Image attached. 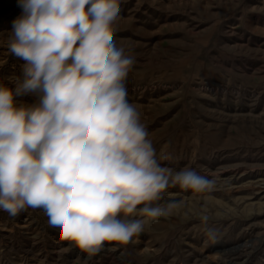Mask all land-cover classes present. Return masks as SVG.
<instances>
[{
  "label": "rangeland",
  "instance_id": "374dc122",
  "mask_svg": "<svg viewBox=\"0 0 264 264\" xmlns=\"http://www.w3.org/2000/svg\"><path fill=\"white\" fill-rule=\"evenodd\" d=\"M119 4L114 39L135 56L129 102L170 157L163 163L215 188H170L160 203L182 201L173 216L91 257L61 241L43 210H0V264H264V0ZM21 13L17 0H0V84L9 87L23 63L7 47Z\"/></svg>",
  "mask_w": 264,
  "mask_h": 264
},
{
  "label": "clouds",
  "instance_id": "9594fccd",
  "mask_svg": "<svg viewBox=\"0 0 264 264\" xmlns=\"http://www.w3.org/2000/svg\"><path fill=\"white\" fill-rule=\"evenodd\" d=\"M17 3L7 47L23 63L13 87L0 84V210H43L91 257L173 216L183 202L160 203L170 188L214 190V179L163 163L129 102L135 56L114 39L119 0ZM25 96L34 102L15 99Z\"/></svg>",
  "mask_w": 264,
  "mask_h": 264
},
{
  "label": "bare ground",
  "instance_id": "6f19581e",
  "mask_svg": "<svg viewBox=\"0 0 264 264\" xmlns=\"http://www.w3.org/2000/svg\"><path fill=\"white\" fill-rule=\"evenodd\" d=\"M225 181V180H224ZM228 181V180H227ZM226 182V181H225ZM258 182V181H257ZM260 182V181H259ZM254 183V182H253ZM257 184V183H256ZM261 186V185H260ZM244 200V199H243ZM29 252V251H28Z\"/></svg>",
  "mask_w": 264,
  "mask_h": 264
}]
</instances>
